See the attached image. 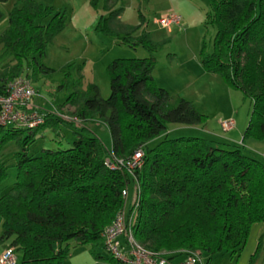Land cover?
I'll return each instance as SVG.
<instances>
[{
    "label": "trees",
    "instance_id": "trees-1",
    "mask_svg": "<svg viewBox=\"0 0 264 264\" xmlns=\"http://www.w3.org/2000/svg\"><path fill=\"white\" fill-rule=\"evenodd\" d=\"M208 2L209 23L216 34L211 46L203 44L200 64L251 101L242 143L195 135L170 137V126H199L207 116L155 80V53L161 45L146 30L149 21L144 20L139 28L146 29L134 35L137 28L116 27L111 11L99 29L122 43L143 46L149 56L112 60L107 67L111 82L107 98L98 85H91L89 91H74L60 104L76 107L73 113L81 126L41 107H31L45 118L37 127L0 125V149L9 138L20 148L17 179L9 191L0 192V240L22 254L21 264H65L70 240L91 244L96 258L108 259L95 248L117 214L131 210L123 191L134 180L141 188L135 238L170 261L179 255L185 258L189 251L206 257L205 264L221 252L236 258L252 225L264 223V153L260 159L244 150L245 140H264V0ZM65 18L62 11L39 0L15 4L0 34V62L4 61L0 97L8 95L10 83L18 77L33 82L52 77L56 70L44 57L64 29ZM95 118L107 125L111 149L86 124ZM63 122L74 126L68 148L43 147L39 154H29V145L47 127L61 140ZM137 150L144 151V165L135 175L125 165L108 166L116 158L127 162ZM8 168L0 162V181ZM109 260L121 263L113 256Z\"/></svg>",
    "mask_w": 264,
    "mask_h": 264
},
{
    "label": "rangeland",
    "instance_id": "rangeland-1",
    "mask_svg": "<svg viewBox=\"0 0 264 264\" xmlns=\"http://www.w3.org/2000/svg\"><path fill=\"white\" fill-rule=\"evenodd\" d=\"M18 1L0 2V10L4 13V17L0 19V34L8 24V14ZM39 1L62 11L66 16V23L64 29L49 44L47 55L44 57V62L56 71L49 79L32 81L41 94L35 98L37 104L42 100L44 107L50 109L66 102L74 91H89L91 85H98L101 95L107 98L111 93L108 64L116 58L149 56L148 50L143 46L122 43L117 36L99 29L103 18L109 17L112 11L111 18L114 19L116 27L137 28L134 35L146 29L145 25L139 28L144 20L149 21L146 30L150 31L153 39L161 45L160 50L155 53L157 62L153 76L160 86L168 91L172 90L170 92L176 95L181 93L180 96L192 101L196 108L207 116L204 124L188 128L195 131L173 130L170 131V137L195 135L233 142L230 138L238 136L239 141L243 140L253 109L251 101L244 98L240 90L227 86L218 75L205 74L208 76L200 77L204 75L200 70V51L205 43L211 46L216 34V28L209 23L208 0ZM168 13L180 15L181 24L173 25L169 29L156 22ZM1 49L0 45V52ZM3 62H0V73L3 70ZM67 78L64 88L60 87L62 81ZM75 110L76 107L69 104L65 109L59 108L56 112L63 118L74 121V125L81 126V121L73 113ZM231 118L238 123L236 132H227L222 127V121ZM86 124L99 135L107 148L112 147L110 131L102 121L95 118ZM73 131L74 126L71 123L63 122L61 131L58 132L61 135L60 140L53 128L47 127L35 136L28 152L30 155H37L43 147L68 148V140L73 138ZM263 144L260 140L259 147L252 153L248 149L249 141H246L244 150L247 154L261 159L264 153ZM19 150V145L13 138L3 141L1 145L0 162L9 165L7 175L0 181L1 193L9 191L17 179L18 171L15 165L16 153ZM131 186L134 187L133 182ZM133 203L134 199L131 204ZM92 248L91 244L80 245L76 240H70L65 264H116L109 261L111 255L105 248L104 240L95 249L108 259L96 258L91 252ZM17 257V264H21L22 254L18 253ZM204 260L206 261V257ZM210 264H237V257L233 259L228 253H217Z\"/></svg>",
    "mask_w": 264,
    "mask_h": 264
},
{
    "label": "built area",
    "instance_id": "built-area-1",
    "mask_svg": "<svg viewBox=\"0 0 264 264\" xmlns=\"http://www.w3.org/2000/svg\"><path fill=\"white\" fill-rule=\"evenodd\" d=\"M181 20V16L177 13H168L156 22L162 27L170 29L173 25H180ZM36 95L37 89L31 80L25 77L13 80L9 85L8 95L0 97V125L34 128L45 123L44 115L40 110L31 108L36 107L31 106L32 99ZM24 106H30V108L26 109ZM234 126L235 120L232 118L222 121L224 130H231ZM124 165L128 167V171L132 175H135L136 170L141 169L144 165V151L137 150L127 162L119 158L108 162V166L112 169ZM133 183L136 195H134L131 210L124 209L118 213L102 234L105 248L110 255L118 259L120 264H205L203 257L193 251H189L179 263H173L160 253L148 250L135 238L134 221L140 204L141 188L138 180H134ZM128 192L129 187L123 191L126 199L129 196ZM17 258L13 247L8 246L0 255V264H17Z\"/></svg>",
    "mask_w": 264,
    "mask_h": 264
},
{
    "label": "crops",
    "instance_id": "crops-1",
    "mask_svg": "<svg viewBox=\"0 0 264 264\" xmlns=\"http://www.w3.org/2000/svg\"><path fill=\"white\" fill-rule=\"evenodd\" d=\"M7 21H8V19H7ZM201 68H202V66H201ZM201 68H200V70H201V72H203L204 75H200V77L201 78H204L203 76L207 77L208 75H205V74H210V73H207L203 68L202 69ZM211 75L215 76V74H211ZM157 83L159 84L158 81H157ZM37 90H38V95L36 97H38L39 94H40V90L39 89H37ZM170 91H172V90H170ZM172 94H175V93H172ZM40 96H41V94H40ZM35 98L32 99L31 106L41 107L43 109H47V110H50L52 112L58 111L59 108L65 109L69 105V104H66L64 106L63 105L54 106V107H50V109H48V108L44 107V104H43L42 100H41L42 102L40 101V104H37V100H35ZM105 126L107 127L106 124H105ZM188 128H191V127L172 125L170 130L171 131H173V130H175V131H184V130H186ZM237 128H238V123L236 121L235 127L233 129L227 131V132H236V131H238ZM188 130L195 131V129L194 130L193 129H188ZM230 139H232V141H233L232 143H238V144L242 143V141H239L240 137L238 138V136L232 137ZM227 141L229 142V140H227ZM246 141H249L250 146H249L248 149L252 153L255 152L256 148H258L259 145H260V141L253 140V139L245 140L244 141V145L246 144ZM263 143H264V140H263ZM263 148H264V144H263ZM109 149H111V148H109ZM263 152H264V150H263ZM131 187L132 186H129L128 201L132 203V201L134 199V195H136V191H135V186L132 187L133 190H131ZM2 232H3V218L0 216V237H1ZM122 240H124V239H122ZM8 244H9L8 241H1L0 240V255L4 252V250L6 249ZM80 245H82V244H80ZM177 259H180V260H177ZM183 259H184V256L179 255V256L174 257L172 259V261L174 263H179ZM251 260H253V264H264V223L263 222H256V223H254L252 225L248 240H247V242L245 244V247L243 248V250L240 252L239 256L237 257V264H251ZM87 261H89L88 258H87ZM109 261L112 262L111 260H109ZM177 261H179V262H177Z\"/></svg>",
    "mask_w": 264,
    "mask_h": 264
}]
</instances>
